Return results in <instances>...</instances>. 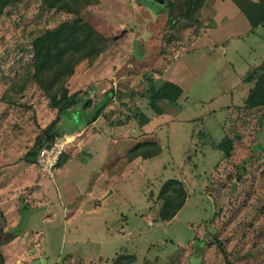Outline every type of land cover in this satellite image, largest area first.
Returning a JSON list of instances; mask_svg holds the SVG:
<instances>
[{
    "label": "rangeland",
    "instance_id": "rangeland-1",
    "mask_svg": "<svg viewBox=\"0 0 264 264\" xmlns=\"http://www.w3.org/2000/svg\"><path fill=\"white\" fill-rule=\"evenodd\" d=\"M138 1L90 0L86 8L104 46L80 63L64 91L90 101L85 116L107 91L113 95L87 128L68 133L69 114L58 123L60 136L75 140L53 177L32 152L58 110L33 77L31 41L75 13L22 0L0 14V190L7 198L0 216L6 213L3 224L19 220L10 232H30L8 264H115L132 256V264H264V107L245 104L253 85L245 77L264 64V25L252 28L230 0H208L198 25L180 20L172 29L167 0ZM167 81L182 94L156 112L151 91ZM206 135L214 143L229 136L230 156L204 144ZM139 143L160 150L130 162ZM169 179L181 181L186 199L161 220L158 194Z\"/></svg>",
    "mask_w": 264,
    "mask_h": 264
},
{
    "label": "trees",
    "instance_id": "trees-1",
    "mask_svg": "<svg viewBox=\"0 0 264 264\" xmlns=\"http://www.w3.org/2000/svg\"><path fill=\"white\" fill-rule=\"evenodd\" d=\"M22 0H0V14L3 8L15 5ZM42 3L51 8L72 11L75 15L68 21H64L52 29H48L31 41L33 56V77L44 89L49 98V106L58 110V116L43 129L33 145V154L43 148L50 146L60 136L57 125L68 115L72 126L67 128L68 133H73L84 128V124L94 122L103 111L107 101L112 97V90L107 91L104 97L94 106L93 114L85 116L90 101L80 95V91L74 90L70 94L63 91H71L72 83L69 79L75 75V70L80 67L84 60H91L94 55L102 49L99 44L103 39L99 32L93 27L90 14L87 11L90 0H41ZM208 0H181L179 6L175 7L173 0L163 2V7H168V22L170 28H174L178 21L187 20L193 24H199V14ZM244 14L252 28L264 25V0H230ZM139 0L138 4H142ZM106 43V41H105ZM104 44V41H103ZM90 64V63H89ZM57 80V81H56ZM245 80L253 83L245 99L248 108L264 107V64L254 68L245 77ZM58 86H56V84ZM55 84V86H54ZM46 85V87H45ZM182 94V88L170 81L165 82L157 89H152L150 106L156 112H162L160 102L175 103ZM136 116L142 115L139 109H135ZM91 112V111H89ZM80 116V117H79ZM204 144L212 148L220 149L226 157L230 156L233 146L232 139L226 136L223 141L214 143L206 135ZM160 147L155 143H139L129 150L127 159L131 162L138 157L148 158L156 154ZM61 158V157H60ZM60 161V159H59ZM58 161V163H59ZM58 165V164H57ZM160 205L158 217L161 220L171 219L183 206L186 199V191L181 181L169 179L165 181L159 191ZM129 257V256H128ZM125 257V258H128ZM120 258L115 264H132L131 261H122ZM0 264H4V256L0 250ZM226 264H231L226 260Z\"/></svg>",
    "mask_w": 264,
    "mask_h": 264
},
{
    "label": "crops",
    "instance_id": "crops-1",
    "mask_svg": "<svg viewBox=\"0 0 264 264\" xmlns=\"http://www.w3.org/2000/svg\"><path fill=\"white\" fill-rule=\"evenodd\" d=\"M89 125H91V123ZM92 126H94V125H92ZM84 128H87V125ZM4 196H6V193L4 191V188H1V190H0V198H2L3 200L4 199H7ZM104 198H105L104 196L101 197V200L104 199ZM0 204H3L2 205V209H0V210L7 209V204L1 203V201H0ZM3 214H4V217L6 218V213L3 212ZM4 217H3V215H2V217L0 216V219L2 220V222H0V236L5 235L7 231L10 232L9 230H12L13 229V228H10V227H16V226L19 225V220L18 219L15 220V222L13 224H11V225L10 224H7V223L3 224L5 222ZM10 233H11V235H9L8 237H6V238H4V237L0 238V250H1L2 254H3V256H4V264H8V260H7L8 255L9 256H12L11 258H15V259L17 257H20V254L22 253V250L20 248L21 245L20 244H17V243H18V241H20L19 239H21L22 243L28 242V236H27V234H29L30 232H28V230H23L22 231V234H20L19 231H17L16 233H12V232H10ZM3 249H5V250L3 251ZM6 249H7V253L8 254H6ZM28 253H30V251H27L24 256H27Z\"/></svg>",
    "mask_w": 264,
    "mask_h": 264
},
{
    "label": "built area",
    "instance_id": "built-area-1",
    "mask_svg": "<svg viewBox=\"0 0 264 264\" xmlns=\"http://www.w3.org/2000/svg\"><path fill=\"white\" fill-rule=\"evenodd\" d=\"M73 140H75L73 134H64L57 137L50 146L41 148L36 158L40 170L53 177L61 155Z\"/></svg>",
    "mask_w": 264,
    "mask_h": 264
},
{
    "label": "water",
    "instance_id": "water-1",
    "mask_svg": "<svg viewBox=\"0 0 264 264\" xmlns=\"http://www.w3.org/2000/svg\"><path fill=\"white\" fill-rule=\"evenodd\" d=\"M124 32V31H123ZM123 32L121 34H123ZM115 38V37H114ZM65 94V91H63V95Z\"/></svg>",
    "mask_w": 264,
    "mask_h": 264
}]
</instances>
